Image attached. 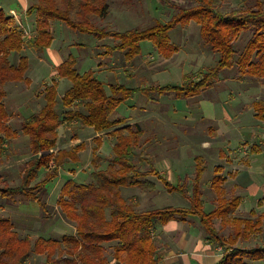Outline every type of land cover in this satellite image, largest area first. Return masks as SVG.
<instances>
[{
	"label": "trees",
	"instance_id": "trees-1",
	"mask_svg": "<svg viewBox=\"0 0 264 264\" xmlns=\"http://www.w3.org/2000/svg\"><path fill=\"white\" fill-rule=\"evenodd\" d=\"M107 1L37 0L26 11V15L34 20V36L28 41H24L15 19L0 7V157L4 155L5 144L19 135L28 138L30 154V159L21 165V184L0 187V198L13 200L20 197L25 203L35 202L43 207L42 199L48 184L58 177L65 164L77 163L78 153L85 148L80 143L70 150L50 152L57 147L59 128L73 131L71 141L78 139L77 133L81 128H92L97 133L114 129L108 133L113 144L107 166L99 168L101 158L97 151L101 141L94 138L96 146L90 162L93 170L89 181L77 183L67 179L60 189L57 204L65 219L74 224L75 233L64 235L59 240L20 238L11 221L0 216V264H26L32 256L44 257L43 264H110L111 260L114 264H159L152 235L155 225L190 216L198 218L208 242L223 249L216 264H246L264 260V245L251 249L235 246L239 240L264 230V211L260 215L250 212L249 218L232 219L233 235L227 238L214 226L217 219L221 223L229 221L239 205L238 197L226 199L222 196L225 179L221 168L213 170L210 182L217 196L216 205L206 212L200 189L205 171L204 160L195 158L190 193L187 179L173 185L161 179L147 160L135 154L134 149L143 136L138 124L115 129L125 121L113 118L116 109L136 92L145 94L150 101H155L150 95L188 99L210 90L220 74L229 69H236L240 77L264 78V0H253L252 6L228 13L218 10L219 0H190L193 5L189 7L175 6L177 13L165 24L156 23L146 29L112 33L93 23L94 18L107 16ZM55 21L97 40L112 37L117 43L102 47L100 55L109 57L120 52L126 63L140 54V43L145 41L150 42L163 59H169L178 51L169 39V32L194 22L200 26L201 37L219 55V59L213 68L199 71L196 79L186 76L180 85L131 89L120 84H105L92 71L79 73L75 68V59L69 56L56 68L57 78L68 80L69 89L58 100L57 84L52 81L45 85L42 108L24 118L19 130H14L7 123L8 114L3 103L5 87L10 83L30 84L25 76L29 62L27 57L21 56L13 64L10 57L21 52L25 46L39 53L48 49L53 41L51 27ZM244 33L251 36L241 52L237 53L233 41ZM253 111L255 119L264 123V102H255ZM133 158L149 164V168L140 170ZM42 170L46 173L38 180ZM150 177L160 180L168 193L187 199L189 207L139 211L137 202L122 197L123 187L154 191L156 186ZM259 206H264V198Z\"/></svg>",
	"mask_w": 264,
	"mask_h": 264
},
{
	"label": "rangeland",
	"instance_id": "rangeland-1",
	"mask_svg": "<svg viewBox=\"0 0 264 264\" xmlns=\"http://www.w3.org/2000/svg\"><path fill=\"white\" fill-rule=\"evenodd\" d=\"M107 2L109 7L107 16L105 18H94L93 23L98 28H104L111 33L124 32L136 28L146 29L156 23L165 24L170 21L174 14L177 13L178 10L176 7H189L190 5H193L190 0H108ZM13 5H16V8L21 7L18 0H0V7L4 10V12H8V10H10L9 8L13 7ZM217 5V8L220 12L228 13L233 9L252 6L253 0H219ZM20 15L24 18L23 12L18 14V16ZM27 18L28 19L25 22L28 21L30 23H24L22 20H20L19 24L16 22L22 32L24 41H28L34 36L33 18L28 16ZM51 32L52 36L59 40L56 41L55 46H58L60 43L63 50L62 52H65V47L63 44L71 42L83 47V50H85L83 53L85 55L89 57L92 55L95 56L96 62L100 63L102 68H99V65H97L94 68V73L96 74V77L105 84H121L131 88L166 85L177 86L181 84V74H188L187 76L190 75L193 77V79H196L199 77V71H208L215 66L219 59V55L213 52L209 45L201 37L200 26L194 22H190L184 26H178L169 32V38L172 45L178 49V52L169 59H163L157 54L156 49L151 45V43L145 41L140 43V54L135 57L133 61L128 63H125L123 54L119 52H115L113 55H111L112 57L99 56V53H101L103 50L98 49V47L104 48L107 46H113L117 43L112 37H107L103 40H97L88 35L73 31L69 29L64 23L58 21L52 23ZM250 36V33H244L233 41V46L237 53L241 52ZM32 51L33 50L28 49L25 46L21 52L13 53L10 57V61L12 63H17L21 56H25L27 58L29 57L28 62L30 64V69L28 68L25 76L28 75L29 78L32 79L30 84H25L24 82L10 83L11 85L8 84L9 86L7 85L5 87L6 97L4 98L3 103L8 114L7 123L14 130H19L20 122L31 113L39 111V109L44 104L42 96L44 84L40 83L38 79L31 74V68H34L37 63L35 55H32ZM68 53L73 52L70 51ZM36 54L37 57H41V54L38 52H36ZM77 70L81 72L85 69H80L77 67ZM124 73L125 76L127 73H131L133 75V79L131 81L125 80L123 78ZM240 78L241 77L237 73L236 69L224 70L220 74L219 80L215 82V85L212 89L201 93L200 96L188 99L178 100L173 98V95L161 97L150 95L151 98L158 99L157 103H151L152 101H149L146 95L136 93L133 98L136 99L137 97L142 96V99H139L135 104H137V106L139 105L152 108L155 113L158 112L160 115H163L161 119L164 121L166 118L163 113L167 110H172L173 108H178L180 110L189 112V114L192 115V118H188L189 121L185 124V129H187V131H182L184 127H169L167 124L158 123V121L155 119L152 120V122L145 125L146 131L142 136L138 146L134 149L135 154H137V156H142V158L145 160H148L153 167H155L156 163L160 165L162 163L163 157H161V154L165 147L178 148V146H180L187 150V142H204L208 141L209 138L212 137L211 134L208 133L207 127L210 126L208 121L207 124H204L206 123L204 122L203 124L193 125L192 127L189 126L190 123L197 120L195 117V110H197V108L201 107L206 113V108H211L212 104H215V106H220L223 108V110L230 111L232 108L245 106V104L254 94H260V98L264 100V78ZM248 78H250V84H246L245 82V80H248ZM63 82L64 83L60 84L57 92L58 100L61 99L64 92L70 87V83L66 79H64ZM105 89L109 94L108 88L106 87ZM133 98L120 105L116 109L113 118L118 117L120 114L123 116H125L126 113L130 114L131 112H129L128 108L133 103ZM24 106L25 108H23ZM58 133L59 141L57 147L52 150L54 153L55 151L57 152V150H66L71 148L69 147V145H71L69 141L73 131L59 128ZM255 133H259V130L256 129ZM221 139L224 140V138H218V140ZM251 141L252 140H248L247 143L250 144ZM112 143L113 140L105 141L101 151L97 153V155L101 158V162L99 164L100 169H104L107 166L108 161L112 156ZM91 147H95V143L91 142ZM5 148L4 155L0 157V187H3L4 185L9 187H17L21 184L22 179L21 165L30 159V154L28 153V138L19 135L18 138L10 141L9 144L6 143ZM90 155V149L85 150L81 155L82 162L84 163L83 165L86 167L84 172H78L76 176H69L65 173H60L58 174L57 178L48 184L47 190L49 192L55 190L54 195L51 197V202H54L60 187L67 179H72L77 183H87L89 181V173L93 170V168H91L87 163L90 159L89 157H91ZM87 156H89L88 159H86ZM132 161H134L142 171H145L149 168V164L147 165L145 162H138L136 158H133ZM45 173V170L40 171L38 180H40ZM211 177V165L208 164L206 172L203 176V187H205L206 182L209 181ZM193 178L188 181V190L190 193ZM263 178V176L258 177L255 175L253 179L255 184L262 186L264 183L262 180ZM158 186L163 187L161 183L158 184ZM122 190L123 192H127L125 191L127 188ZM128 190V192H131L129 194L133 193L135 195V202L140 205L138 208L139 211L161 209L164 207H179L183 203H186V200L179 195H168L167 192L162 191L157 187L156 190L152 192L132 187L130 189L128 188ZM154 193L158 195H156L157 197H155V199L151 198L152 204H149L150 194ZM211 193L212 191H210V189L205 190V194L207 195L205 200L206 212H209L210 203H213L210 197ZM260 195L263 196V192H261ZM227 197V199H230L231 196ZM244 199L245 203L240 209V217L245 216V213L248 211V209H251L256 205L254 198L247 196ZM20 200L24 202L22 199ZM19 208L21 213L35 215V213L38 214V212H40L39 206L34 202L25 203L20 205ZM45 211L46 214L53 220L57 221L59 219L56 215V212L51 207L48 206ZM46 214L41 211V218H43ZM1 215L3 214L0 213V216ZM10 215L15 218L16 221H19L18 218L14 216V214ZM53 220H50L51 222L36 221L34 224H32L31 221L28 223V220L26 222L24 219H21V221L26 223V227L29 228H26L24 231L28 232L27 235L30 237H36V233L47 236L48 234L46 233H48L49 230H47L46 227L52 225ZM31 224L33 225V228H31ZM222 224L218 219L214 221V226L225 238L232 236V228L229 227L230 225ZM25 232L22 231V235L20 233V236H23ZM49 232L52 236L57 237V234H54L52 231ZM263 245L264 231L256 238L254 237L252 241H248L246 244H239V242H237L235 246L239 248H255L261 247ZM220 249V252H223V249ZM43 262L44 257L33 256L26 264H43ZM110 264L114 263L110 262ZM256 264H264V260Z\"/></svg>",
	"mask_w": 264,
	"mask_h": 264
},
{
	"label": "crops",
	"instance_id": "crops-1",
	"mask_svg": "<svg viewBox=\"0 0 264 264\" xmlns=\"http://www.w3.org/2000/svg\"><path fill=\"white\" fill-rule=\"evenodd\" d=\"M18 1L20 2L21 7L16 8V5H13V7H10L9 8L10 10H8V12L5 11V13L9 16H12L18 24L20 20L24 21V23H30L28 21L25 22L28 19L27 18L28 15H26V11L29 7L34 5L37 2V0H30V1L18 0ZM21 12L24 13V18L21 15L18 16V14ZM56 41L59 40L53 37L51 46L48 49H45L43 52L40 53L38 52L39 54H41V57H37L36 52L34 50L32 51V55H35L37 63L34 66V68H31V74L35 78H37L40 83H43L44 86L54 81L57 84V92H58L60 84L64 83L63 82L64 79L57 78L56 68L61 63H63V61L69 56L75 59L76 69L77 67H79L80 69L82 68L85 69L81 72L77 70L81 74L88 71H92L94 73V68L97 65H99V68H102L101 64L96 62L95 56L92 55L89 57L83 53L85 51L83 50V47L78 46L77 44H73L71 42L70 43L67 42L63 44V46L65 47V52H66L65 53L62 52L63 50L60 43L58 44V46H55ZM98 49L101 48L98 47ZM70 51L73 52L74 54L68 53ZM100 54L101 53H99V56L103 57ZM13 64H16V62H13ZM29 69H30V64H29ZM94 75L96 76L95 73ZM187 75L188 74L184 75V73L180 75L181 83ZM123 76H124L123 78L128 81H131L133 79V75L131 73H127L126 76L124 73ZM26 77L29 80V82H32V79L29 78L28 75H26ZM245 77H250V76H245ZM243 78L244 77H241L240 79ZM249 79L250 78H248V80H245L246 84H250ZM127 88H131V87H127ZM138 88L141 87H136V88L132 87L131 89H138ZM136 93H140V92H136ZM140 94L145 95L143 93ZM141 97L142 96H139L136 99L133 98L134 99L133 103L128 108L129 112H131L130 114L126 113L125 116L120 114L118 117L114 118V120L121 119L125 121L123 125L116 127L115 129L121 128L126 125L138 124L142 128L144 135L146 131L145 125H147L148 123L152 122V120L155 119L156 121H158V123L167 124L169 127L170 126L184 127L182 131L184 130L187 131V129H185L186 127L185 124L189 121L188 118H192V115H190L189 112L185 110H180L178 108L167 110L163 113L166 118L164 121L163 119H161L163 115H160L158 112L155 113V111L152 110V108H148L146 106L143 107L139 105L137 106V104H135L136 102H138L139 99H142ZM260 97H261L260 94H254L251 97V99H249V101L245 104V106L232 108V110L230 111L223 110V108H221L220 106H215V104H212L211 108L208 107L209 109L206 108L207 109L206 113L203 111L201 107L197 108V110H195V114H196L195 117L197 118L196 120L197 122L196 121L192 122L190 123L189 126L192 127L193 125L203 124L204 122H206L204 124H207L209 122L208 124H210V126L207 127V129H208V133H210L212 137H210L208 141H204V142L203 141L198 143L187 142L188 143V146L186 147L187 150L183 149V147L180 146H178V148L165 147L161 154V157L163 156L162 163L160 165L156 163L154 167V169L158 172V175L159 177H161V179L168 181L173 185H176L178 182L184 179H187L189 181L194 177L196 157L202 158L205 162V171L203 173V176L206 172L208 164H210L212 177L209 179V181L206 182L205 187H203V182H202L203 176H202L201 185H200L204 210L206 206L205 200L207 198V195L205 194L206 189H210V191H212L210 197L213 203H210V210L214 209L216 205L217 196L211 189L210 182L214 175L213 170L216 167L221 168L222 176L225 179V182L222 187L223 188L222 196L225 197L226 199L228 198L227 196L229 197L231 196L230 198L232 197L239 198V205L237 209L230 215L229 221H226L223 224L221 223L222 225L225 224L230 225L229 227L232 228V235L234 231V224L231 221L232 219L249 218L250 212H255L257 215H260L264 211V206H259V202H261L262 199L264 198V183L262 186L259 184H255L253 179L255 175L258 177L261 176L264 177V144H263L264 123L255 119L254 117L255 113L253 111V104L255 102H259V101L264 102V100H262V98ZM147 99L150 101L149 97H147ZM154 100L155 101H152L151 103H157L158 99H154ZM23 108H25V106ZM36 112L38 111H35L33 113ZM33 113H31L30 115H32ZM30 115L26 116L25 118L29 117ZM256 129L259 130V133H255ZM112 130L114 129L97 133L92 128H87V127L81 128L77 133L78 139L76 141H71V140L69 141L71 144L69 145V147H71L70 149H73L76 145L80 143H83L85 145L84 150L78 153L79 161L77 163L65 164L59 170V174L65 173L69 176H76L78 172L79 173L84 172L86 167H84L83 165L84 163L82 162L81 155L84 153L85 150L90 149L91 150L90 156L93 159V149L95 147H91V142L94 143L93 142L94 138L100 139L101 144L98 148L97 153L100 152L105 141L107 140L112 141V138L108 136V133L111 132ZM218 138H224V140L223 139L218 140ZM246 139L252 140L250 144L247 143L248 140ZM70 149L68 148L66 150H70ZM244 149L248 151H245ZM88 157L89 156H87L86 159H88ZM91 157H89L90 159L87 162L88 165H90V162L92 161ZM149 179L155 184L157 188L167 192L162 182L158 180L156 177H150ZM262 180L264 182V178ZM160 183L162 184L163 187L158 186V184ZM124 188H127V190H125L127 192H123L122 189ZM128 188L130 189L131 187L121 188V195L124 199L133 200L135 202L136 200L134 198L136 197L133 193H132L133 195L129 194L131 192H128L129 191ZM60 189L57 196L55 197L54 202H51V197L52 195H54L55 190L51 192L47 190L45 192L44 198L42 199L44 206L41 207L39 204L36 203L40 208V212L42 211L45 214H46L45 210L47 209V207L48 206L51 207L56 212V215L59 218L57 221L53 220L47 214L43 218H41L40 212H38V214L35 213V215L28 213H21L19 211L20 210L19 207L20 205L25 204V202H22L20 200L21 199L20 197H16L13 200L0 198V213L3 214L1 216L11 221L14 229L18 232L19 236L20 233L22 231L25 232L24 230L27 228L26 227L27 225L26 223H24V221L27 222L28 220V223L31 221L32 224H34L36 221L48 222L50 220H53L52 225L47 226L46 228L47 230L52 231L54 234H57V237L52 236L48 231V233L46 234H48L49 236L48 235L44 236L43 234L39 235L36 233L35 234L37 235L36 237H30L27 235L28 232H25L23 236H20V238L28 237L32 239L44 238V239L59 240L64 235H73L75 233L74 224L65 219L57 204L60 194ZM261 192H263V196L260 195ZM167 194L171 195L176 193L167 192ZM156 195L158 194L156 193L150 194L149 204H152L151 200L155 199V197H157ZM247 196L254 198L256 201V205L255 207L248 209V211L245 213V216L240 217L239 215L240 209L245 203L244 198ZM185 200L186 203H183L181 206L176 208H188L189 202L187 199ZM150 210H154V209H150ZM10 214H14V216H16L19 221H16L15 218H13ZM21 219H24V221H21ZM32 224L30 225L31 228H33ZM152 235L156 243L157 254L160 258L159 264H216L220 260L223 253L220 252L221 250H219V248L214 247L208 242L200 226L198 218L194 216H190L184 220L169 221L165 224H156L152 232ZM258 235L259 234L251 235L250 238L241 239L238 242L239 244L241 243L246 244V242L252 241V239H254V237L256 238ZM244 249H251V248H244ZM36 257H40V256H36ZM111 262L114 263V261L112 260ZM259 262L260 261L247 262L246 264H254V263L256 264Z\"/></svg>",
	"mask_w": 264,
	"mask_h": 264
},
{
	"label": "built area",
	"instance_id": "built-area-1",
	"mask_svg": "<svg viewBox=\"0 0 264 264\" xmlns=\"http://www.w3.org/2000/svg\"><path fill=\"white\" fill-rule=\"evenodd\" d=\"M219 250H221V249L219 248Z\"/></svg>",
	"mask_w": 264,
	"mask_h": 264
}]
</instances>
